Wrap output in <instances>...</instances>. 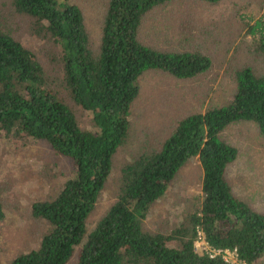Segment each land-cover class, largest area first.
Returning a JSON list of instances; mask_svg holds the SVG:
<instances>
[{
  "label": "trees",
  "instance_id": "1",
  "mask_svg": "<svg viewBox=\"0 0 264 264\" xmlns=\"http://www.w3.org/2000/svg\"><path fill=\"white\" fill-rule=\"evenodd\" d=\"M165 1L106 0L93 46L77 4L11 0L16 11L33 16L38 28L58 44L61 83L68 97L89 112L91 124H77L73 110L48 86L33 53L0 28V130L17 138L43 139L68 157L72 167L52 197L31 202V214L44 218L49 227L36 247L16 254L10 264H64L77 244L76 264H228L196 251V229L212 246H235L248 264L264 252V212L232 192L226 169L236 147L219 136L229 123L251 120L264 139V74L246 65L234 71V91L225 103L179 118L156 149L120 167L115 199L85 230V217L109 173L112 156L126 138L137 76L146 68H160L190 77L210 65L209 56L197 50L162 49L139 41L142 16ZM246 31L255 36L264 59V17L248 23ZM194 155L202 172L199 210L167 232L144 229L149 205Z\"/></svg>",
  "mask_w": 264,
  "mask_h": 264
},
{
  "label": "rangeland",
  "instance_id": "2",
  "mask_svg": "<svg viewBox=\"0 0 264 264\" xmlns=\"http://www.w3.org/2000/svg\"><path fill=\"white\" fill-rule=\"evenodd\" d=\"M77 4L93 46L106 0H67ZM264 17L263 0H167L154 5L141 18L137 37L149 46L171 50H197L210 58L207 70L176 77L160 68H146L136 78L138 91L129 104L125 140L115 150L111 167L85 217L86 232L115 199L120 167L142 152L156 149L177 120L190 112L225 103L235 87L234 71L249 66L264 74V59L256 49L248 23ZM29 14L18 12L11 0H0V28L26 46L40 63L48 86L73 110L80 127H90V114L75 104L64 89L58 44L38 28ZM236 147L226 169L232 192L252 208L264 212V139L251 120L234 121L219 133ZM201 167L196 155L184 161L164 193L152 202L142 219L147 230L167 232L198 211L202 200ZM72 174L68 157L55 152L40 138H17L0 130V264L36 247L49 223L33 216L34 200L52 197ZM193 246L202 252L199 238ZM74 245L64 264H76ZM251 264H264V252Z\"/></svg>",
  "mask_w": 264,
  "mask_h": 264
},
{
  "label": "built area",
  "instance_id": "3",
  "mask_svg": "<svg viewBox=\"0 0 264 264\" xmlns=\"http://www.w3.org/2000/svg\"><path fill=\"white\" fill-rule=\"evenodd\" d=\"M195 238L196 239L199 238V242L201 245L200 249L202 250L203 253L207 254L209 257L218 256L228 264H248V262L245 259L239 257L235 246L232 247L212 246L204 239L203 233L200 229H196Z\"/></svg>",
  "mask_w": 264,
  "mask_h": 264
}]
</instances>
